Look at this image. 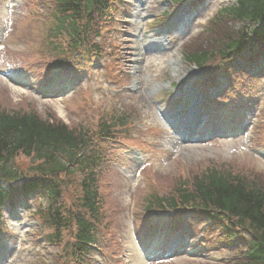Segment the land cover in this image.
<instances>
[{"label": "rangeland", "instance_id": "rangeland-1", "mask_svg": "<svg viewBox=\"0 0 264 264\" xmlns=\"http://www.w3.org/2000/svg\"><path fill=\"white\" fill-rule=\"evenodd\" d=\"M228 2L232 0H205L197 8L196 16L174 24L171 31L160 35L162 43H158L154 39L158 37L152 24L165 19L163 13L172 7V0H128L122 13L127 17L126 21L105 44L108 49L116 48L120 57H125L124 65L120 66L119 84L110 77L109 64L115 57L107 50L100 59L81 62L75 69L64 66L56 76L59 79L72 77V85L57 99L44 97L52 87L41 85L36 77L45 65L50 67V72L58 66L50 65L52 60H46L49 57L40 42L43 37L39 32L45 35L51 24L50 15H45V0H0L1 108L34 110L43 118L59 120L74 128L82 124L94 132L102 120H110L115 111L132 115L129 130L135 141L126 143L112 164L111 197L107 194L109 188L106 185L102 191L108 201L106 209L113 220L106 222L113 225L115 239L109 240L104 229L99 228L102 250L95 249L91 253L90 264L218 263L234 259L237 249L242 248V238L231 243L219 239L217 229L201 220L184 221L181 227L176 228L189 234L185 240H189L186 243L188 248H195L193 254L175 256L165 262H150L139 245L142 240L149 242L147 239L153 233L163 236L162 232L171 221L170 214L157 212L146 215L147 200L156 191L170 192L178 179L192 177L209 166H225L236 173L257 175L264 181V78L258 81V88L250 92L255 97L239 104L238 122L232 120L231 112L228 113L229 120L224 121L219 103L210 109L205 105V113L199 123L203 125L201 130L209 128L206 124L208 117L209 126L218 123L221 131L229 133V136L184 144L175 143L170 138V135H175L169 131L167 114H173L178 108L172 105L168 109L170 103L179 94L184 96L187 87L193 90L201 84L199 92L212 90L211 85L202 83L205 77L202 71L187 62L184 54L189 47L208 44L207 20ZM44 18L49 20L48 23ZM200 29L205 31L196 33ZM36 52L39 55L33 56ZM218 85L216 87L224 86L221 81ZM256 101H260L257 107L259 116L255 114V118L250 120L252 128L247 133L243 130V136H230L231 132L246 126L241 123L244 116L240 114L249 116L248 111L255 108ZM140 159L144 160L142 166L138 164ZM17 161L22 168L30 165V158L24 154L19 155ZM65 198L69 207L74 199L71 190ZM19 203L21 205L17 209H6L8 228L1 237L9 239V242L6 243L8 247L0 244V264H51L58 248L46 241V233L41 231L38 223L36 226L33 224L37 221L33 210H37L38 205L33 199ZM202 242L204 248L199 249Z\"/></svg>", "mask_w": 264, "mask_h": 264}, {"label": "trees", "instance_id": "trees-1", "mask_svg": "<svg viewBox=\"0 0 264 264\" xmlns=\"http://www.w3.org/2000/svg\"><path fill=\"white\" fill-rule=\"evenodd\" d=\"M53 2L54 23L46 38L53 53L63 60L86 45L96 48L95 39L112 23V13L120 0ZM208 26V44L187 48L188 62L204 65L264 40V0H234L222 6ZM91 133L82 124L70 127L62 121L43 118L34 110L0 107V205L14 196V186L4 191L2 181H20L29 189H46L53 201L46 208V217L55 227L56 240H61V230L68 224L61 221L68 218L73 224L68 232L73 238L72 250L81 255L98 244L96 224H100L102 207L107 204L100 186L101 166L107 159L90 149ZM21 154L30 158L26 168L17 161ZM64 190H71L74 198L69 209L64 205ZM149 200L154 209L196 208L205 217L227 220L233 227L231 220L235 221L251 233L252 246L247 258L234 264H264V181L257 175L236 173L225 166L208 167L192 177L178 179L168 193L156 191ZM63 210L68 217H61Z\"/></svg>", "mask_w": 264, "mask_h": 264}]
</instances>
